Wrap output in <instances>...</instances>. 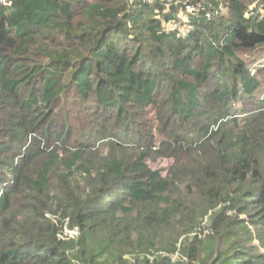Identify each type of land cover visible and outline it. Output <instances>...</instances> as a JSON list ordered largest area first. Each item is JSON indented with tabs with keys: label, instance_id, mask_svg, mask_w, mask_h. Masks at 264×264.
<instances>
[{
	"label": "trees",
	"instance_id": "16d2710c",
	"mask_svg": "<svg viewBox=\"0 0 264 264\" xmlns=\"http://www.w3.org/2000/svg\"><path fill=\"white\" fill-rule=\"evenodd\" d=\"M164 2L0 4V264H264V0Z\"/></svg>",
	"mask_w": 264,
	"mask_h": 264
},
{
	"label": "built area",
	"instance_id": "2783aa9c",
	"mask_svg": "<svg viewBox=\"0 0 264 264\" xmlns=\"http://www.w3.org/2000/svg\"><path fill=\"white\" fill-rule=\"evenodd\" d=\"M173 0H166V2H164L165 6L168 7L171 2ZM184 1V6L185 9L189 12H193L196 13L201 9V4L199 3V0H183ZM9 2V0H0V4L2 5H7ZM186 19L182 21V18H180L179 21H173V23H167L165 25V28L167 31H171V30H177L178 34L177 36L179 37H184L185 34L188 32L189 30V24L187 21V17L184 16ZM70 234H76V231L72 230L69 231ZM67 232H64V234H66Z\"/></svg>",
	"mask_w": 264,
	"mask_h": 264
},
{
	"label": "rangeland",
	"instance_id": "374dc122",
	"mask_svg": "<svg viewBox=\"0 0 264 264\" xmlns=\"http://www.w3.org/2000/svg\"><path fill=\"white\" fill-rule=\"evenodd\" d=\"M178 16H179V18H182V21L186 19V18L184 17V15H181V13H179ZM257 62H258V61H257ZM262 91L264 92V88H263ZM153 165L159 166L160 164L156 162V163H154ZM162 165H163V163H162ZM162 165H161V166H162ZM64 232H67V234L70 233L68 229H65Z\"/></svg>",
	"mask_w": 264,
	"mask_h": 264
}]
</instances>
